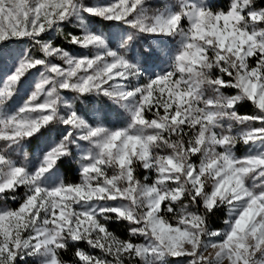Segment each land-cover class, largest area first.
<instances>
[{
    "label": "snow or ice",
    "instance_id": "6c2138e0",
    "mask_svg": "<svg viewBox=\"0 0 264 264\" xmlns=\"http://www.w3.org/2000/svg\"><path fill=\"white\" fill-rule=\"evenodd\" d=\"M143 3L0 0V200H16L23 189L16 207L0 208V264L41 251L44 264H264V6L179 0L177 12L147 19ZM81 8L141 32L179 36L168 71L149 77L117 51L73 57L41 38L53 27L64 35L60 23ZM21 38L29 49L7 50ZM64 38L83 48L104 45L96 34ZM33 69L32 91L7 112ZM129 78L141 82L129 86ZM68 92L74 100L107 96L128 111L127 125L108 128L99 116L88 123L66 105ZM241 102L251 103L250 113L239 114ZM224 118L235 123L225 127ZM41 128L48 150L29 171L9 150ZM81 141L90 147L77 161L79 181L44 187L42 177ZM237 143L251 147L236 156ZM221 210L227 216L213 228ZM109 220L123 221L127 236L110 230Z\"/></svg>",
    "mask_w": 264,
    "mask_h": 264
},
{
    "label": "trees",
    "instance_id": "16d2710c",
    "mask_svg": "<svg viewBox=\"0 0 264 264\" xmlns=\"http://www.w3.org/2000/svg\"><path fill=\"white\" fill-rule=\"evenodd\" d=\"M85 7H99L105 6L112 3V0H82ZM199 2V0H196ZM204 3L209 7L214 4L221 6L227 3V0H204ZM256 3L260 6H264V0H256ZM179 0H144L143 5V15L147 19H152L156 16H165L169 12L175 13L179 10ZM60 31L64 35L57 33L56 28L53 27L47 32L41 34V38L45 40L52 41L53 43L59 45L65 51L69 53L70 56H81L88 55L93 56L95 54L93 47L83 48L75 44L68 43L64 36L71 33L73 36H78L81 34H97L100 33L104 37V41L110 50H115L118 53L126 56V58L135 65H138L144 75L151 74L153 69H158L165 66V62H171L170 57L178 49L180 38L179 36H168L166 42L162 40L155 41L157 34L141 32L136 29L131 28L128 24L123 22H118L114 20H107L99 15H90L88 12L83 11V9H78L74 11L73 14L64 20L59 25ZM115 34V35H113ZM131 37V39H129ZM127 41L125 47H121V44ZM10 52H15L21 49H29L31 46V41L27 38H21L19 40H12L8 42ZM158 46H157V45ZM3 46L0 45V48ZM161 47V48H160ZM170 51V56L167 58L165 56V50ZM32 51H35L32 49ZM146 53H151V56L146 55ZM53 63H60V61L55 58L52 59ZM34 75L27 78L24 86L19 87L18 94L8 102L5 110L7 112H14L17 108L14 105H22L23 100L32 91L34 85L31 83V79L34 76L39 77V73L36 69L31 70ZM231 94V92L226 93ZM73 93H65L67 96L69 104L72 109L76 110L88 123L95 124L97 116H99L100 121L108 128H124L129 120L128 113L112 99L107 96L96 95V94H86L79 99H73ZM251 103L241 102L238 108L239 114L250 113ZM221 123L228 127L235 122L229 121L224 118ZM57 128H63V125H56ZM237 127H240L237 125ZM60 137H56L58 140ZM48 132L46 128H41L33 137H29L27 141L22 142L18 145H13L9 150V155L16 164L23 163L27 170L31 171L35 169L39 164V159L42 156L41 151L37 150L39 141L49 140ZM71 155L68 157H62L57 161V166L54 167V171H58L61 174L60 180L65 182L76 183L79 181L80 172L77 170L76 159H74L73 151L76 145H71ZM250 146L248 144L237 143L233 149L236 156H240L249 150ZM140 175L141 169H139ZM14 205V206H13ZM18 203L11 202L8 199L0 200V208L5 206L16 207ZM226 212L221 210L217 215L210 219L209 223L212 224L213 228L222 226L223 220L226 218ZM107 224L115 234L124 238L127 236V228L123 221L109 220ZM79 246L85 247L84 244L79 243ZM61 255L65 260H71V242L66 250H61ZM21 264V263H19ZM31 264H36L32 262ZM139 264V262H138Z\"/></svg>",
    "mask_w": 264,
    "mask_h": 264
},
{
    "label": "rangeland",
    "instance_id": "374dc122",
    "mask_svg": "<svg viewBox=\"0 0 264 264\" xmlns=\"http://www.w3.org/2000/svg\"><path fill=\"white\" fill-rule=\"evenodd\" d=\"M171 13L172 12H169V14H171ZM96 35L101 36L102 40L104 41V37L102 36V34L97 33ZM113 35H115V34H113ZM167 37H168V35L157 34V38L154 39V40L155 41L162 40L163 42H166ZM93 49H94V52H95L94 55H96V54H103L105 49H109V48L107 47V45H106V43L104 41V45L103 46H93ZM8 51H10V50H8ZM113 51H115V50H113ZM165 56L167 58L170 56V51L168 49L165 50ZM73 57H75V56H73ZM169 64H170V62H167V63L165 62V66H162V67H160L158 69H153L152 73L148 74L147 76L155 77L157 73L163 74V73L167 72ZM38 79H39L38 76L32 77L31 83L33 85H35V83L38 81ZM140 82L141 81L132 80L131 78H129L128 84H129V86H131L133 84H137V83H140ZM64 100L66 102V105H70L67 96H64ZM20 106L21 105H14L13 107L18 109ZM122 108L128 113V111L124 107H122ZM61 111L63 112V106L61 108ZM63 127H64V125H63ZM47 142H48V140L39 141V144H38L37 148H35L34 152L36 153L37 150H39V151H41V150L47 151L48 148L45 146ZM249 146L251 147V145H249ZM89 147H90V145H88L86 142L81 141L79 143V145H76V147H75V149L73 151L72 155L74 156V159H76L78 161L81 158V156L87 152ZM259 147L260 148H264V145H260ZM253 150L256 151V150H259V149H253ZM41 153H42V151H41ZM77 161H76V163H77ZM53 169H54V167L51 170H49V172L46 173L44 177H42L41 183L43 184L44 187L51 188V187L57 186L60 183L61 174H60V172L54 171ZM77 170L79 172H81V167H80L79 163H77ZM143 172H144V170L141 169V173H143ZM22 191H23V189L20 188L15 193V195L18 197V199H16V200H13V199H10V198H6V199H8L11 202H15V204L19 203V199L22 198ZM101 203H103V202H101ZM224 211L226 212V210H224ZM226 215H227V212H226ZM79 243L84 244L82 241L79 242ZM46 258H47V253L44 252V251H41L40 253H38L36 255H33V256L25 255L24 259L19 261V263H21V264H31L32 262H36V264H44V261L46 260ZM156 264H165V262L157 261ZM166 264H174V261L171 258H167L166 259Z\"/></svg>",
    "mask_w": 264,
    "mask_h": 264
}]
</instances>
